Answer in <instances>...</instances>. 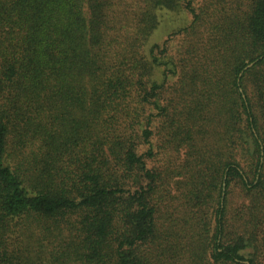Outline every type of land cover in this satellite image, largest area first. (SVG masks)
Masks as SVG:
<instances>
[{
	"label": "trees",
	"instance_id": "16d2710c",
	"mask_svg": "<svg viewBox=\"0 0 264 264\" xmlns=\"http://www.w3.org/2000/svg\"><path fill=\"white\" fill-rule=\"evenodd\" d=\"M0 264H264V0H0Z\"/></svg>",
	"mask_w": 264,
	"mask_h": 264
},
{
	"label": "rangeland",
	"instance_id": "374dc122",
	"mask_svg": "<svg viewBox=\"0 0 264 264\" xmlns=\"http://www.w3.org/2000/svg\"><path fill=\"white\" fill-rule=\"evenodd\" d=\"M131 1V0H128ZM165 18H167L166 21H163L162 25L160 26V28L158 30H156V37L160 38V41L163 40L166 36L167 33H169L171 30V27H182L183 25H186L190 22L191 17L189 16L188 13L186 12H169L167 13L165 16ZM182 22H185L184 24ZM180 25V26H179ZM237 200V199H236ZM164 212H167V208H163Z\"/></svg>",
	"mask_w": 264,
	"mask_h": 264
}]
</instances>
